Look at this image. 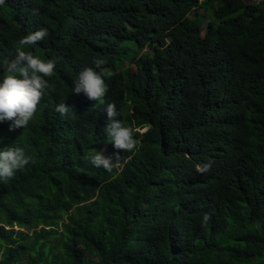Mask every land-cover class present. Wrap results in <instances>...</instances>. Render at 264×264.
<instances>
[{"label":"trees","instance_id":"obj_1","mask_svg":"<svg viewBox=\"0 0 264 264\" xmlns=\"http://www.w3.org/2000/svg\"><path fill=\"white\" fill-rule=\"evenodd\" d=\"M17 49L57 63L28 126L0 122V149L30 157L0 182V264H264V0H5L0 81ZM85 67L103 101L71 91ZM108 103L131 152L107 142Z\"/></svg>","mask_w":264,"mask_h":264},{"label":"clouds","instance_id":"obj_2","mask_svg":"<svg viewBox=\"0 0 264 264\" xmlns=\"http://www.w3.org/2000/svg\"><path fill=\"white\" fill-rule=\"evenodd\" d=\"M5 0H0L3 5ZM33 15H39V9H32ZM49 35L46 28H40L22 39L19 44L33 45L45 40ZM55 59L44 60L32 54L31 51L17 49L14 56L5 59L3 70L5 75L0 81V122H11L9 131L18 128H25L34 117L37 105L45 95L46 90L52 86L46 77H51L56 68ZM107 60L96 58L93 61L95 69H100ZM74 87L71 91L74 94L83 93L89 100L103 101L108 92V85L102 75L93 67H85L81 70L73 81ZM55 111L61 116H73V109L63 102L55 107ZM107 117L110 123L104 129L107 142L113 144L117 150L131 152L137 148L138 140L134 138V129L125 126L123 122L116 119L118 113L113 103L106 105ZM90 163L97 168H103L111 172L118 168L122 159L118 154L115 156L116 163L112 162V157L105 156L103 151H95L88 157ZM30 162V157L25 154L21 147L6 146L0 149V182H7L13 178L16 171L25 167ZM212 161L203 165H197V172L205 173L211 169ZM210 216L205 213L203 222H207Z\"/></svg>","mask_w":264,"mask_h":264},{"label":"rangeland","instance_id":"obj_3","mask_svg":"<svg viewBox=\"0 0 264 264\" xmlns=\"http://www.w3.org/2000/svg\"><path fill=\"white\" fill-rule=\"evenodd\" d=\"M247 1V0H246ZM198 15H205V13H204V11H202V10H199V11H196L195 13H192V17H194V18H196V19H199V16ZM202 17H200V19H201ZM208 23H209V20L207 19V20H205V23H204V25H203V29H207V25H208ZM204 30V31H205ZM148 49L146 48L145 50H144V52L142 53V55H144V54H146V55H148Z\"/></svg>","mask_w":264,"mask_h":264}]
</instances>
